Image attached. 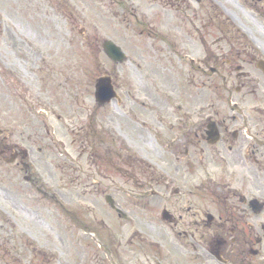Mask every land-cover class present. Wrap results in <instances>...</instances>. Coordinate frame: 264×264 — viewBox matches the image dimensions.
I'll use <instances>...</instances> for the list:
<instances>
[{
  "label": "rangeland",
  "instance_id": "obj_1",
  "mask_svg": "<svg viewBox=\"0 0 264 264\" xmlns=\"http://www.w3.org/2000/svg\"><path fill=\"white\" fill-rule=\"evenodd\" d=\"M152 3L0 0V139L9 131L11 140L28 150L29 172L40 176V185L33 188L25 181V172L21 174L16 165H5L0 158V218L11 221L18 235L32 234L38 247L54 254L45 260L34 258V253L16 242L25 254L15 257L0 252V264H87L96 244L82 235L85 228L72 219L82 218L97 229V215L104 222V249L153 250L142 241V235L162 241L163 246L155 249L157 264H169L170 250L174 257L180 255L174 247L180 240L170 227L159 221L149 223L164 209L159 203L138 201V206L123 207L128 214L125 220L106 202V195H112L118 205L126 206L123 193L112 188L113 181L126 186L120 180L127 179L111 168V163L121 168L120 144L108 134L119 131L127 141L122 152L126 160L139 157L147 164L148 156L162 158L163 142L149 138L147 129L138 127L136 131L132 125L145 120L152 127L149 117L156 111H170V118L181 115L194 122L208 115L212 103L225 105L219 103L215 91L232 88V81L224 85L219 76L210 75L211 67H204L203 73L197 65L180 63L174 51L159 49L145 19L136 11L144 6L150 16L155 11ZM184 13L190 15L187 21L193 27L204 25L214 35L223 31L221 21L214 20L209 9L197 1L191 2L189 11L182 9ZM163 21L181 26L171 12ZM106 39L121 46L129 60L114 64L103 50ZM226 72L222 70V74ZM231 72L237 74L235 67ZM105 74L113 76L122 102L115 99L104 106L97 104L96 80ZM141 168L138 183L146 186L149 170ZM41 191L49 197L40 209L43 221L34 217L37 210H31L37 207L35 196ZM82 207L89 208L86 215ZM48 223L58 228L53 230ZM6 227L0 226V235L10 238L13 233L10 228L4 231ZM95 255L96 260L103 259L101 250ZM104 262L110 264L105 253Z\"/></svg>",
  "mask_w": 264,
  "mask_h": 264
},
{
  "label": "flooded vegetation",
  "instance_id": "obj_2",
  "mask_svg": "<svg viewBox=\"0 0 264 264\" xmlns=\"http://www.w3.org/2000/svg\"><path fill=\"white\" fill-rule=\"evenodd\" d=\"M193 1L205 5L214 20L221 21L224 27L221 34L214 35L212 29L208 31L204 25L193 27L187 21L190 15L182 14V9L189 11ZM152 2L155 11L149 10L150 16L143 10L144 6L141 10L137 7L136 11L148 24V32L159 44L158 48L174 51L180 63L197 65L203 73L204 67H218L214 71L211 68V76L226 70L221 79L224 85L232 81V88L215 91L219 103L225 105L212 103L208 115L194 122L185 121L181 115L170 118V111H156L149 117L152 127L145 120L132 125L136 131L138 127L147 129L149 138L163 142L162 158L148 156L147 164L139 157L130 161L124 159L122 152L126 150L127 141L119 131L108 134L120 144L118 163L121 168L114 163L111 168L117 176L127 179L122 180L127 188L117 186V192L123 193L122 200L126 203V206L121 202L119 205L122 208L138 206V201L150 200L169 211V221L159 217L149 220L152 224L162 220L172 228L182 227L177 232L180 242L174 246L180 255L174 257L170 251L169 264H264V0ZM169 12L181 21V26H169L163 21ZM140 16L138 22L142 23ZM234 67L237 74L232 75ZM122 101L120 96L119 102ZM10 136L8 131L5 138L0 139V158L5 165H16L21 174L25 172V181L33 188L38 187L40 176L29 172L32 164L22 159L23 146ZM90 159L92 163L93 158ZM141 166L149 170L146 186L138 183L137 178L144 171ZM39 193L35 196L37 207L31 210H37L34 217L43 221L45 216L40 214V209L44 199L49 197L45 191ZM52 196L56 197L55 193ZM81 210L86 215L89 208ZM91 214L94 218L95 213ZM97 219V229L82 218L72 219L85 228L82 235L96 244V250L87 256V260L90 259L87 264H104V253L110 264H157L156 242L150 243L153 250H104V222L98 215ZM0 221L1 227L7 226L4 231L10 228L13 233L10 238L0 235V252L4 256L24 255L26 250L17 249L16 242H20L35 254L34 258L53 257L50 250L37 246L38 240L35 242L32 234L18 235L11 221L1 218ZM47 225L53 230L58 228L53 223ZM99 250L103 259L96 260Z\"/></svg>",
  "mask_w": 264,
  "mask_h": 264
},
{
  "label": "water",
  "instance_id": "obj_3",
  "mask_svg": "<svg viewBox=\"0 0 264 264\" xmlns=\"http://www.w3.org/2000/svg\"><path fill=\"white\" fill-rule=\"evenodd\" d=\"M104 50L115 63H122L127 59V55L122 49L111 40L105 41ZM116 95L110 76H101L98 78L96 84V99L100 105H104ZM106 199L113 207H116L114 200L110 196H107Z\"/></svg>",
  "mask_w": 264,
  "mask_h": 264
}]
</instances>
